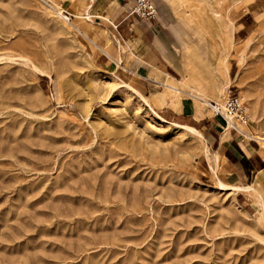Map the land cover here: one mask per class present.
<instances>
[{
	"label": "rangeland",
	"instance_id": "obj_1",
	"mask_svg": "<svg viewBox=\"0 0 264 264\" xmlns=\"http://www.w3.org/2000/svg\"><path fill=\"white\" fill-rule=\"evenodd\" d=\"M151 2L177 110L165 71L161 88L98 56L60 0H0V264H264V177L218 180L204 109L238 94L251 122L231 132L264 159V0ZM161 89L171 111L195 99V129L157 110Z\"/></svg>",
	"mask_w": 264,
	"mask_h": 264
},
{
	"label": "crops",
	"instance_id": "obj_2",
	"mask_svg": "<svg viewBox=\"0 0 264 264\" xmlns=\"http://www.w3.org/2000/svg\"><path fill=\"white\" fill-rule=\"evenodd\" d=\"M128 2L131 1L60 0L62 9L71 16L72 28L84 41L98 50V56L118 64L126 73L145 75L150 81L152 80L149 79L148 72L152 66L165 71L163 77L166 75L176 79V71L179 70L175 67V57L170 55H175V49L167 43L170 38L166 29L159 21L156 26L151 25L152 23L141 25L136 22L131 7H126ZM135 26L140 27L138 35L134 32ZM154 39L159 52L154 47ZM155 84L162 88L161 84ZM155 94L161 103L157 110L175 124L194 128L192 125L202 120L199 118L201 111L190 95L182 94L181 111L175 112L167 109V100L162 97V89ZM184 121L192 123L186 124ZM206 129L210 131L207 136L208 148L220 159H224L217 172L220 182L228 186L244 185L243 181L253 172L264 177V159L258 154L262 161L256 159L253 156L254 149L245 141H240V134H232V130L225 126L222 119H208ZM257 179L260 181L258 177ZM262 192L264 196L263 187Z\"/></svg>",
	"mask_w": 264,
	"mask_h": 264
},
{
	"label": "built area",
	"instance_id": "obj_3",
	"mask_svg": "<svg viewBox=\"0 0 264 264\" xmlns=\"http://www.w3.org/2000/svg\"><path fill=\"white\" fill-rule=\"evenodd\" d=\"M59 17L66 23L71 22V16L63 9L58 12ZM131 13H136L145 18L146 24H151L154 18V7L151 0H133ZM204 109L210 110L211 115L207 119L220 118L224 121L225 126L235 130L238 134H244L242 128H247L251 122L247 106L238 94L228 93L222 99L221 103L207 101L204 103Z\"/></svg>",
	"mask_w": 264,
	"mask_h": 264
},
{
	"label": "bare ground",
	"instance_id": "obj_4",
	"mask_svg": "<svg viewBox=\"0 0 264 264\" xmlns=\"http://www.w3.org/2000/svg\"><path fill=\"white\" fill-rule=\"evenodd\" d=\"M59 14V13H58ZM159 18H163L162 16H158ZM186 49L184 50L185 52L188 53V48L186 46H184ZM190 54V53H189ZM207 69H209V67H207ZM193 71V70H192ZM182 72V71H181ZM185 72V71H184ZM210 73L212 74V72L210 71ZM192 74V72H191ZM200 74V73H199ZM194 76L196 77V75L194 74ZM153 77V76H152ZM197 80H200V78H196V80H192V79H189V77H186L185 78V81L188 83V84H195V82ZM166 86H167V89H166V92L164 93L165 96H168V95H174V96H171V103H170V106H172V108H174L175 110H177V107H178V104H179V97H178V93L177 92H174L173 90L174 89H181V91H184L183 89L186 88V84H183V83H180L178 82L177 80L175 79H172V78H169V77H166L165 78V83H164ZM210 111V110H209ZM211 112V111H210ZM246 129V128H245ZM257 137V136H256ZM257 140L260 141L259 138H255ZM261 144L264 145V142H261ZM215 175V174H214ZM219 183V182H218ZM221 186V185H220ZM242 189V188H241ZM251 190V189H250ZM242 191V190H241ZM244 191V190H243Z\"/></svg>",
	"mask_w": 264,
	"mask_h": 264
}]
</instances>
